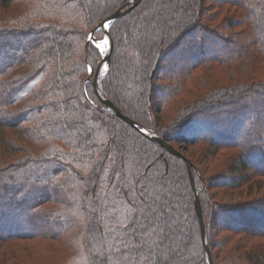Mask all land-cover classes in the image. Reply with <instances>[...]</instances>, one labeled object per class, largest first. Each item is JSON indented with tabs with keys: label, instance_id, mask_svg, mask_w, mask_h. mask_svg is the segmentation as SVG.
Here are the masks:
<instances>
[{
	"label": "trees",
	"instance_id": "obj_1",
	"mask_svg": "<svg viewBox=\"0 0 264 264\" xmlns=\"http://www.w3.org/2000/svg\"><path fill=\"white\" fill-rule=\"evenodd\" d=\"M134 1L0 0V130L19 155L11 159L0 147V264H94L101 245L111 248L112 264H122L117 249L127 237L111 214L127 223L136 213L112 187L122 167L113 131L129 148L130 182L138 168L163 174L157 179L169 189L176 242L188 258L179 264H210L187 163L140 129L188 147L181 152L193 164L214 264H264V0H143L111 24L114 49L98 90L138 127L96 93L86 68L95 77L105 56L85 39L104 34L100 24ZM161 4L168 7L157 15ZM82 89L89 108L77 99ZM199 122L225 132L185 133ZM105 152L115 162L100 177L101 205L86 199L79 176L93 175L95 153ZM89 205L99 209L102 237L87 230Z\"/></svg>",
	"mask_w": 264,
	"mask_h": 264
},
{
	"label": "snow or ice",
	"instance_id": "obj_2",
	"mask_svg": "<svg viewBox=\"0 0 264 264\" xmlns=\"http://www.w3.org/2000/svg\"><path fill=\"white\" fill-rule=\"evenodd\" d=\"M167 7L166 4H161L157 9V15L160 14L161 9H166ZM109 25L110 22L102 24L101 27L109 28ZM171 31H175V29H171ZM171 31L166 33L169 38H171ZM85 39L89 47L98 50V55H103L104 53H109L110 55V48L113 44V38L110 32L101 34L99 39L94 34H87ZM99 67L108 69L109 66L101 61ZM86 70L89 74L93 72L91 67H87ZM96 74L97 76L99 75V68L96 69ZM83 92L84 90L82 89L81 96L77 97V99L85 100L83 106L89 108L88 98L84 97ZM0 112H6V110L0 106ZM101 123H104L105 127H111L110 124H106L103 121ZM65 127H74V125H65ZM112 135V143L120 149L122 160V167L119 170L113 171V180L117 181V183L113 184L112 187L116 188L118 193L121 191L124 193V197H121L122 202L129 205L130 209L136 213L135 216H129L127 218V223L119 219L115 213L111 214L118 233L122 232L127 237L126 240L122 241L123 247L117 249L119 252L117 260L122 262V264H179L180 261L187 260L188 258L184 255L180 244L176 242L178 233L173 227L175 208L174 203L168 198L169 189L163 179H157V175L162 177L163 174L149 175L144 171H140L138 168L135 181L130 182L123 168V163L127 160L129 148L127 144L117 142L121 138L115 131H113ZM111 151L112 148L108 147V152ZM108 152L104 154L95 153L96 159L93 161V175L85 179L84 176H79V173H77L79 178L85 180V184L87 185L88 197L86 199L89 197L98 199L101 205L103 204V198L97 192L100 186V177L104 174L108 166L106 162L109 160L113 161V163L115 162L114 158L108 155ZM58 164H62V158L53 162V165ZM140 164L148 167L145 161H140ZM153 167H155V163L149 167V172H151V168ZM63 171L67 172L68 169L63 168ZM72 171H75V169H72ZM54 177L55 174L53 173L46 179L47 183H52ZM56 183L58 185L60 182L56 181ZM3 185H5V181L0 179V186ZM152 185H156V187H152ZM32 187H35V185ZM23 195L22 193L21 196ZM89 207H91L93 221L90 222L87 230L90 234L99 232L102 237L103 229L100 227L99 221L95 219L99 209L92 205H89ZM96 244L97 240L94 237L89 247L95 248ZM92 258L94 264H112L111 248L101 245L100 250L93 252Z\"/></svg>",
	"mask_w": 264,
	"mask_h": 264
},
{
	"label": "water",
	"instance_id": "obj_3",
	"mask_svg": "<svg viewBox=\"0 0 264 264\" xmlns=\"http://www.w3.org/2000/svg\"><path fill=\"white\" fill-rule=\"evenodd\" d=\"M142 1L143 0H135L134 2H132L130 4V7L129 8L121 9V10L117 11L114 15H112L111 17H109L107 20L103 21L100 24V26H99V28L97 30L102 29L105 33L110 32L111 24L114 21H116L120 17L126 15L127 13H129L132 10H134L135 8H137L141 4ZM109 22H110L109 28H102L101 27L102 24L109 23ZM113 49H114V41H113L112 47L110 48V55H109V53H107L105 55V58L103 60H101V61H103L104 63L108 64L109 61H110L111 55L113 53ZM100 62L98 64V66H97V68H99V75L97 76L96 71H95V77H94V80H93V84H94V88H95L96 93L98 94V96L100 97V99L111 110L114 111V113L117 116H119L120 118H122L124 121L128 122L130 125H132L134 127H138L137 124L132 119H130L128 116L124 115L120 111V109L113 102L105 99L100 94V92L98 90L99 79H100L103 71L105 70L104 68H100L99 67L100 66ZM93 73H94V70H93ZM140 131L143 134H145L146 136H148L152 140L156 141L161 146H163L164 148H166L168 151H170L171 153L175 154L176 156H178L179 158H181L182 160H184L187 163L188 170H189V176H190V180H191V184H192L193 190L195 192V196H196V207H197L198 216H199V220H200L203 242H204V245H205V249H206V252H207V256H208L209 263L210 264H214V260H213L212 254H211V250H210V248H209V246L207 244V240H206V224H205V218H204V213H203V207H202L201 200H200V197H199V192H198L197 187H196L195 178H194V175H193V164H192L191 160H189L182 152H180L179 150H177L168 141H166V140L162 139L161 137H159L155 132H153L151 130H148V129H143V131H142V129H140Z\"/></svg>",
	"mask_w": 264,
	"mask_h": 264
},
{
	"label": "rangeland",
	"instance_id": "obj_4",
	"mask_svg": "<svg viewBox=\"0 0 264 264\" xmlns=\"http://www.w3.org/2000/svg\"><path fill=\"white\" fill-rule=\"evenodd\" d=\"M13 9L14 8H12L10 11H7L6 13L7 14L11 13L12 11H14ZM99 37H100V35L97 36V39H99ZM106 54L107 53H104L103 55L105 56ZM90 67L93 69L92 66H90ZM107 71H108V69H105L103 71L102 75H104ZM90 78H91L92 81L94 80L93 72L90 74ZM231 128H232V126L228 127V129H231ZM190 132H192L193 135H199V134H203V133H206V132H209V133H212V134H219L220 132L221 133L225 132V126H222V125H219V124L210 125L208 123L204 124L203 122H201V123L199 122L194 127H190V128H188L185 131V133H190ZM10 135L12 136L13 139L19 141L21 144H25L27 147H30V148L33 147V143H30L29 141H27L25 139V137L21 134V132H19V131H10ZM9 141H10V139L8 140L7 132L0 130V147L2 149H5L8 157L13 159V158H15V157H17L19 155L11 153V151H10L11 147L9 146ZM182 146L183 147L181 148V150L177 149L178 147L176 149L179 150L180 152L183 151V149H184V151L190 153L188 151V147H185L184 145H182ZM239 191L240 190H238V191H223V190H221L220 193L221 194H225V195H227L229 197L232 194L237 196ZM37 248H38L39 251L45 252L46 251L45 249H47V245L44 244V245H41V246H39Z\"/></svg>",
	"mask_w": 264,
	"mask_h": 264
}]
</instances>
